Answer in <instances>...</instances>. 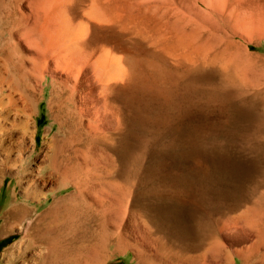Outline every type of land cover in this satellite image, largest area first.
<instances>
[{
    "label": "rangeland",
    "instance_id": "rangeland-1",
    "mask_svg": "<svg viewBox=\"0 0 264 264\" xmlns=\"http://www.w3.org/2000/svg\"><path fill=\"white\" fill-rule=\"evenodd\" d=\"M45 1L0 0V159L11 140L23 141L25 160L33 143L35 158L68 135L79 154L109 169L125 162L127 140L135 173L125 211L115 208L122 221L108 227L118 237L60 264H181L164 256L177 253L173 242L184 233L202 236L208 223L214 233L207 259L186 264L246 263L257 235L245 214L264 195V0ZM127 48L137 69L130 82L115 79L104 58L109 53L127 70ZM110 85L119 101L130 96L128 127L124 100L119 116L108 107ZM110 138L121 156L105 146ZM15 176L4 174L0 216L12 196L39 211L50 204L52 192L27 199ZM28 220L0 230V264H10L5 251ZM263 253L264 244L254 258Z\"/></svg>",
    "mask_w": 264,
    "mask_h": 264
},
{
    "label": "bare ground",
    "instance_id": "bare-ground-1",
    "mask_svg": "<svg viewBox=\"0 0 264 264\" xmlns=\"http://www.w3.org/2000/svg\"><path fill=\"white\" fill-rule=\"evenodd\" d=\"M43 6H44V4H43ZM61 8H63V7H61ZM76 9H77V7H76ZM60 10L62 11V9H60ZM74 11H75V9H74ZM65 18H66V16H65ZM62 20H63L62 23H68V20L66 22H64L65 21L64 18ZM49 21H51V20H49ZM35 25H36V23H35ZM40 25H42V24H40ZM43 26L45 27V25H43ZM215 26H217V25H215ZM54 29L56 30V28H54ZM33 30H34V28H33ZM213 30H215V29H213ZM57 31H58V28H57ZM217 31H218V29H217ZM223 31H221V32H223ZM110 35H112V34H110ZM92 39H93V37H92ZM94 39H95V37H94ZM102 40H103V38H102ZM98 41H99V39H98ZM113 41H115V40H113ZM186 43H187V41H186ZM81 45L85 46L84 42ZM124 50H125L124 62L127 66V70L120 69L121 68V67H119L120 65L117 63V61L113 57H111L109 55V53L104 54V58L106 60L105 63L109 67H111V72H113L112 76L115 79H119L122 76H124L125 79L130 82V81H132V79L135 78V75H136V71H137L136 63H135L136 61L134 60V57L131 54V51L129 50V48L124 49ZM120 52H121V50H120ZM123 84H124V82H123ZM169 85H171V84H169ZM108 87H109L108 93H109V97H110L109 101H108V107L111 109V113L119 116V113H120V110L122 107L120 106L121 105L120 103H119L120 105L118 106V102H121L122 100H124L123 104L125 105V114L127 116L126 120L124 121V123L126 125L125 124L124 125H125V127H128L130 125L129 124L130 119H132V118L129 119V113L131 112L130 111V103H131L130 96L123 95L122 97L124 99L119 101V97H121V96H119V94L117 95V92L115 93V91H116L115 87L116 86L110 85ZM166 98H168V97H166ZM74 112H76V111H74ZM120 114H122V113H120ZM136 122H137V120H136ZM25 123H27V122H25ZM160 125H162V124H160ZM170 129H172V128H170ZM209 130H210V128H209ZM83 132H85V131H83ZM73 136H75V134ZM71 137H69L68 135H64V136H61L59 139L53 138L51 146H50V153H49V150H46L42 154L40 153L38 155V157L36 155L35 158L32 156L33 151H34V143H33L34 139L32 138L31 140L33 143L32 144L33 148L30 150L28 159H25V160L19 159L20 155L23 152H25V148H26V147L24 148L23 141L11 140L10 143L4 147V151H6L7 158L5 157L6 159H2V160L0 159V186H2V184H3L4 174L15 173V175H16L15 177L17 178V183L22 187L23 194L27 199H33L34 201L39 202L41 198H44V199L47 198L48 192L53 193L52 194V200H51L50 204L47 205L43 210H40V211H39L40 205L29 206L28 205L29 202L27 200H21V201L17 202L18 199L16 198V196H12L11 201L7 202L8 206H7L6 210L1 213V216H0L3 219L0 230H2V231L10 230L13 227H15L16 225L21 227L20 225H22V221H25V219H29L28 224L23 228V235L21 236V238L11 244L12 246H14L13 249L11 250V247H10L9 250L5 251V257L10 262V264H15V262L19 259H21V260L25 259V262L23 264H60V261L62 259L75 258L77 255H81V253L85 252V250H87L88 247L90 249V246H94L98 250L104 249L105 245H107L106 242L111 237H113L115 235L117 236V234H118V232H116V230L111 231L108 229V227L109 226H115V225H117V227H118L119 220L122 221V219H121L122 213L121 212L125 211V207H126L127 202H128V197H129V194H130V191H131V188L134 184V179H135L134 178L135 173H134L133 167L131 166L132 161L130 159L129 152L127 150L129 148L127 140L126 141L124 140V143L122 142V144H124V145H121L123 148V154H125V162H123L120 159L123 162V164H121V166L118 165V163L116 162L117 164L114 163L113 168L106 169L104 166H108V165H102L99 162H98L99 164H97V163H95L96 160L94 162L90 161L87 158L88 156L86 157L84 155L79 154L80 150H78L77 148H74L75 144H76V142H75L76 140L71 138ZM115 139H112V138H110V140L107 139V141H105L106 142L105 146L108 147V149L109 148L112 149L113 153H118L117 152L118 147L115 145V141H114ZM78 142H79V140H78ZM97 142H96V146L99 147V144H102V143H100V140H99V142H98L99 144L97 145ZM97 149L98 148H96V152H98L100 150V149L99 150H97ZM105 153H107V152H105ZM12 154L16 155L15 158L11 157ZM118 155H120V154L118 153ZM118 155H117V158H118ZM113 159H115V158H112V162H114L116 160L115 159L113 161ZM108 160H110V156H108ZM31 161L33 162V166L35 168L34 170L29 169L30 166H28V164ZM45 161H46V163H45ZM97 161H99V160H97ZM112 162H109V163L111 164ZM117 165L120 167L115 168V167H117ZM46 174H48V175H46ZM117 176L122 178L121 183L116 182V181H118V180H115L117 178ZM102 189H105V190L108 189V191L107 192H104V191L98 192ZM45 190L47 192H45ZM63 190L65 191L64 194H58V193H62ZM112 191H113V193H112ZM115 191H118L117 193H119L118 194L119 197H115V195H114ZM96 192H98V194H96ZM47 199H49V198H47ZM87 199H90V200L87 201ZM197 202H199V201H197ZM234 203H236V202H234ZM117 207H119L121 212H118L119 210L115 209ZM145 209L147 210V208H145ZM148 211H149V208H148ZM148 213H150V212H148ZM152 214H153V212H152ZM160 214H159V217L162 218ZM149 215H151V214H149ZM155 215H157V214H155ZM155 215H153L152 218L156 222V220H158L157 219L158 216L156 217V220H155ZM245 215H246L245 216V224L249 229H251L252 231H254L256 233L257 241L249 248V252L246 253L247 254L245 256L246 263L244 262V264H264V253L261 256H259L258 258H254V256L256 255L255 254L256 251L259 250V248L264 244V195H261L259 198H257L256 200L253 201L252 207L250 208V210L247 211V213ZM159 220H161V219H159ZM152 221H150V222H152ZM161 221L166 226V223L163 220H161ZM161 221H160V224H162ZM169 222H171V220ZM158 224H159V222H158ZM207 225H209L207 227V231L202 236L199 235V237L196 236L195 238L194 237L191 238L190 235H186L184 233L182 238L180 240H178L179 243H177V245H176V243L173 242V244L177 248V253L175 255H173L171 252V254L169 253L168 256L167 255L164 256V257H166V258H164L165 261H167V260L169 261V259L171 257H176V259L178 258L180 260L181 264H186L188 262L196 261L198 259H201V261H203L204 258L207 259V251L209 250V246L211 245L209 238H211V237L213 238L212 235L214 233L213 227L211 228V223H208ZM162 226H163V224L160 227H162ZM165 226H163V227H165ZM168 226H170V225H168ZM81 229H83L85 232L83 231L84 233H80ZM91 229H92V231H95L96 233L92 234L93 233L92 232L91 234H88L89 231H87V230H91ZM164 229L167 230L168 228H164ZM161 231H164V230H161ZM161 234H163V233H161ZM152 239H153V237H152ZM115 241H116V239H115ZM169 242H172V241H169ZM202 245H205L204 249L202 248L203 252H201V254L200 253L194 254V252L196 250H199L198 248ZM37 248H40V249H37ZM168 248H169V246H168ZM172 248H174V247H172ZM35 250H37V251L34 252ZM166 252L168 253L167 250H166ZM166 252H165V254H166ZM38 254L40 255V257L38 256ZM169 255H171V256H169ZM162 261H164V260H162ZM68 263H69V261H68ZM202 264H203V262H202ZM204 264H205V262H204Z\"/></svg>",
    "mask_w": 264,
    "mask_h": 264
}]
</instances>
